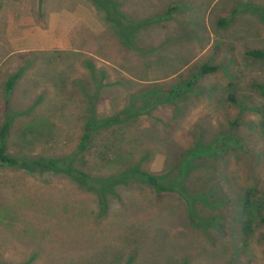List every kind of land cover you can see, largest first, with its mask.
<instances>
[{"label": "rangeland", "instance_id": "obj_1", "mask_svg": "<svg viewBox=\"0 0 264 264\" xmlns=\"http://www.w3.org/2000/svg\"><path fill=\"white\" fill-rule=\"evenodd\" d=\"M0 1V126L9 106L30 115L15 120L10 130L11 155L62 157L76 150L82 126L79 117L85 109L77 79L87 73L80 65L85 57L106 70L109 80L125 81L101 95L96 103L100 117L122 110L132 93L169 87L205 64L217 67L194 87L184 89L181 99L157 107L152 117L128 126L124 123L115 128L114 135L108 134L125 143V152L131 144L137 147L140 154L133 159L139 160L144 150L147 158L142 166L148 171L161 172L166 161L173 163L199 139L203 147L214 149L210 151L219 149L222 142L238 143L218 156L204 157L205 168L191 174L200 178L194 185L199 192L213 193L197 207L200 217L220 219L208 235L185 229L190 224L181 203L161 199L139 185L118 191L110 200L108 216L93 225L89 222L80 231L74 221L58 223L60 204L66 201L65 216L69 217L76 207H92L93 199L84 200L86 196H79L62 177L40 179L22 170L0 168V210H7L6 217H0L1 259L21 261L30 253L57 259L61 253L90 252V245H76L89 243L103 229L104 241L96 250L119 248L124 259L135 251V264H182L185 256L187 264H264V224L258 225L253 218L255 211L264 214V96L251 88L253 82L264 84V60L246 56L248 50H264V0H116L123 13L149 24L134 42L148 51L146 55L124 47L110 28L97 25L98 18L105 23L98 10L99 4L107 6L105 0H98L99 4L92 0ZM169 9L173 11L166 16ZM89 21L96 32L86 29ZM55 36H61L63 44L53 43ZM51 51L78 52L84 57L53 61L47 54L38 60L32 55ZM51 62L53 66H48ZM25 65L29 69L8 96L4 86L9 73ZM139 71L141 75L135 77ZM87 82H83L86 89L91 88ZM230 95L235 103L229 101ZM43 114L52 118V137L43 132L34 139L30 134L22 139L20 132L28 125L45 129ZM105 138L96 139L89 152L80 155L92 164L106 158L116 161L115 150L99 147ZM93 168L100 172L99 166ZM245 188L255 192L253 212L243 218L249 222L247 235L241 232L245 226L236 224L238 199ZM219 197L221 205L216 206ZM48 205L57 208L50 216L45 210ZM31 225L37 234L50 228L51 237L38 235L39 239L31 240L26 234ZM90 228L95 229L93 235ZM35 263L46 264L41 259Z\"/></svg>", "mask_w": 264, "mask_h": 264}, {"label": "trees", "instance_id": "obj_2", "mask_svg": "<svg viewBox=\"0 0 264 264\" xmlns=\"http://www.w3.org/2000/svg\"><path fill=\"white\" fill-rule=\"evenodd\" d=\"M92 1L98 3V0ZM93 2L91 3L93 4ZM105 2L107 6L111 5L110 8L108 9L107 6L102 8L98 3V10L102 12L104 20L111 29L113 35L118 38L124 47L130 49L131 51L143 53V55L148 54V51L145 49L136 47L134 42L136 41L140 31L149 24L144 25V19L136 20L123 13L120 10L121 5L116 0H105ZM171 11L173 10L169 9L167 11L169 13H167L166 16L169 15ZM221 23L223 24L225 21H221ZM152 50L153 49L151 48L149 52ZM43 54L50 55V58L53 61L58 58L64 59V56H68V58L72 60L84 57L81 53L69 51L40 52L32 55L34 60H38ZM246 56L255 60H264V50H248L246 51ZM53 64L54 63L51 62L48 66H53ZM80 65L86 69L87 73L83 76L84 78L79 80L77 79V86L85 99V109L82 111L83 115L79 117V121L82 126L76 150L69 154V156L62 157H37V155L27 158L11 155L9 151L10 130L12 129L15 120L24 117L30 118V115L28 111L24 113L14 112L10 106H7L8 111L6 112L4 123L0 126V168L22 170L25 174L38 177L40 179L44 175H48V177L52 178L59 176L62 177V179H65L68 185L74 186L76 190L80 192V194H78L79 196H86L83 197L84 200L93 199L92 207H76L75 213L69 217L65 216L69 211L67 209L68 205L64 203L66 201L63 200V203L60 204V219L58 220V223L64 225V222L68 223L74 221L73 224L76 223L77 228L80 231V227L85 226L89 222H92L93 225V223H95L94 221L104 220L108 216L110 200L112 197L117 196L118 191L127 190L133 185H139L141 187L148 188L161 199L167 198L169 201L174 199L172 200L173 202L177 201L181 203L184 207V211L186 212V218L189 220L190 224V227L186 225L185 229L195 232L196 235H200L201 233H206L208 235V230L211 229L213 223H216V221L220 219H207L205 217H200L198 215L197 207L198 204L201 203L202 199H209L212 197L213 193L209 192L206 194L205 192H199L200 190L195 188L194 185L196 182L200 181V178L196 177V175L191 176V174L196 172V170L205 168L206 160L204 157L218 156V153L225 152L227 148H237L238 143L236 141H232L227 145L222 142L223 140H220L219 142H222L220 148L215 151H210L214 149H211V146L203 147L201 142L202 140L199 139L191 148L186 151L183 150L177 157L175 156L176 159L173 163L169 164V162L166 161L162 171L155 173L148 171L142 166L145 158H147L144 154V150L142 151L143 154L140 156L139 160L133 159L136 154H140L138 153V148L131 144L130 150L125 152L122 150L125 143L122 141H115V139L110 138L108 134L113 133L114 135L115 128H118V126L121 127L124 123L128 126L137 122L142 117H152V113L157 109V107L181 99L184 89L194 87L203 75L214 73L217 70V67L205 64L198 67L197 70L193 72L190 77H188V79L180 80L169 87H157L139 94L132 93L128 96L126 106H124L122 110L117 111L110 116L100 117L97 114L96 103L101 98V95H103V93L108 95L110 89L119 84H125V81L122 79L114 81L109 80V75L106 70L103 68H97L91 58L85 57L84 60H80ZM29 67L30 66L27 67V65H25L23 68H19L16 72L9 73L4 86L5 92L8 96L12 93L15 86L22 78L23 73L29 69ZM136 74L135 77H139V75H141L140 71ZM84 80L88 81L86 84L91 86V88L86 89V85L83 83ZM126 81H128V84H132V80ZM56 85L57 83L54 84L55 87ZM251 88L258 92L261 96H264V84L253 82L251 84ZM228 99L232 103H235L236 101L232 95H230ZM32 108L34 109V107ZM43 115L41 121L44 124L47 123L45 129L43 126L41 128H31V125H28L20 132V137L22 139H26L28 134L31 136L35 135L33 138L31 137L34 139L35 137H38V134L40 133L44 132L46 135L49 133L51 130L50 126H52L50 124L52 118L46 114ZM51 134L49 133V136L52 137ZM101 136L106 138L105 142L99 145V147L115 150L113 153L116 154L117 160L110 161L106 158L104 160L100 159L98 163L92 164L84 159V156H81L80 154L89 152V149H91L94 145L96 139ZM216 145H218L217 142L214 144L215 149ZM202 152L207 153L203 156ZM170 156L171 155H168V157ZM34 157L37 158L33 159ZM226 162L228 161L226 160ZM93 165L99 166L100 172L95 171ZM188 170H190V173H188ZM228 186L232 187L230 185ZM64 189L66 188H63V190ZM254 193L253 189L245 188L238 199L237 205L240 210H238L236 214V217L238 215L239 219L236 224L238 226H245L243 227V230L241 229V232L244 235L249 233L247 228L249 222L243 218H248L251 211L253 212L252 201ZM217 199L218 202L216 203V206H219L221 205V197ZM183 207H181L182 210ZM55 209L57 208L55 207ZM55 209L51 205L45 207V210L49 213V215L47 214L48 216L53 214V212L56 211ZM171 213L175 216L174 212L171 211ZM171 213L167 212V215L172 217L171 219L173 220L174 216H172ZM43 214L46 213L43 212ZM6 215L7 210H0L1 218H5ZM253 218L258 225L264 224V214L261 212L255 211L253 213ZM157 225H159L157 228L163 227L160 224ZM90 230V233L92 234L95 229L93 230V228H90ZM37 232L38 231L33 227V225H31L26 234L31 240H37L39 239V236L51 237L52 233L50 228L43 229L42 234H37ZM80 236H83V234L77 237ZM95 236L96 235L91 237V241H89V243L76 245L79 248L88 244L92 249L90 252L73 254L71 256L61 253L57 259L49 256H41L38 253H30L21 261H6L0 258V264H36L35 262L40 259L45 260L46 264H135V251L130 252L126 259H124V252L120 251L119 248L113 247L111 248V251L105 252L103 250L97 251L96 246L99 247V244L104 241V230L101 229L97 234V238L93 239ZM167 244L168 243H165V247ZM187 259V256L182 258V264H187Z\"/></svg>", "mask_w": 264, "mask_h": 264}, {"label": "crops", "instance_id": "obj_3", "mask_svg": "<svg viewBox=\"0 0 264 264\" xmlns=\"http://www.w3.org/2000/svg\"><path fill=\"white\" fill-rule=\"evenodd\" d=\"M101 18H102V20L104 19V16H100ZM99 20H97V25H99V26H101V27H106L105 28V30H107L108 29V31H109V26L107 25V23L105 22V20H104V24H103V22H101V19L100 18H98ZM56 22H58V18H56ZM55 22V23H56ZM105 25V26H104ZM85 27H86V29H88L89 30V32H91V33H94V32H96L95 31V29H94V24L91 26V23H90V21L89 22H86L85 23ZM60 32V31H59ZM43 41V40H42ZM45 43H49V44H51L52 42H51V40H47V41H44ZM58 42H59V44H63V42H64V39H61V36H59V37H56L55 36V38H54V41H53V43H57L58 44ZM65 46H63L62 48H64Z\"/></svg>", "mask_w": 264, "mask_h": 264}]
</instances>
